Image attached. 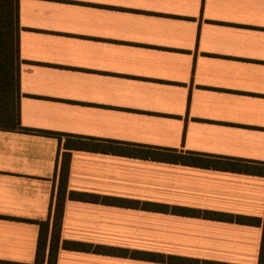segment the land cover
<instances>
[{
  "label": "crops",
  "instance_id": "obj_1",
  "mask_svg": "<svg viewBox=\"0 0 264 264\" xmlns=\"http://www.w3.org/2000/svg\"><path fill=\"white\" fill-rule=\"evenodd\" d=\"M19 9L21 124L50 134L0 129V264H35L49 220L48 258L65 154L57 264H174L64 242L259 264L264 176L104 146L264 166V0H20Z\"/></svg>",
  "mask_w": 264,
  "mask_h": 264
},
{
  "label": "trees",
  "instance_id": "obj_2",
  "mask_svg": "<svg viewBox=\"0 0 264 264\" xmlns=\"http://www.w3.org/2000/svg\"><path fill=\"white\" fill-rule=\"evenodd\" d=\"M20 0H0V129L10 131H25L50 134L46 131L30 130L22 127L20 119ZM97 146H100L97 144ZM106 151L124 156L141 157L145 159L159 160L163 162L215 168L233 172L256 174L264 176V166L254 165L248 162L233 161L212 155L199 153H179L176 150L135 148L121 143L104 146ZM70 171V154H65L61 178L57 194V200L53 215V227L51 230L50 253L46 258L48 239L50 234V221L42 222L41 234L38 243L37 260L35 264H57L58 252L61 240V230L64 217V207L67 196V184ZM71 198L76 200H94L87 194L71 193ZM194 214V213H190ZM205 218H213L226 221H237L242 224L261 225L262 220L244 216H233L222 213L204 212ZM264 228V222H263ZM64 247L87 252H99L114 255H131L134 258H142L152 261H169L174 264H225L210 261H199L179 257H164L151 253L117 250L100 246H93L78 242H64ZM259 264H264V231L260 251Z\"/></svg>",
  "mask_w": 264,
  "mask_h": 264
}]
</instances>
